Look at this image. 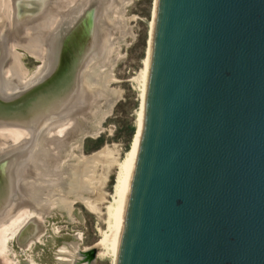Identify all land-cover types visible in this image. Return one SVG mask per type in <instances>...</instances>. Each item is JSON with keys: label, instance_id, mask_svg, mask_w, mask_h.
<instances>
[{"label": "water", "instance_id": "1", "mask_svg": "<svg viewBox=\"0 0 264 264\" xmlns=\"http://www.w3.org/2000/svg\"><path fill=\"white\" fill-rule=\"evenodd\" d=\"M97 1L50 34L36 84L0 92V193L7 167L30 154L44 122L64 119L58 106L31 116L36 106L47 108L43 99L61 82L75 90L97 27ZM53 7L39 9L36 19ZM6 19L0 47L9 52ZM26 22L21 16L13 25ZM24 40L22 34L15 48L23 50ZM14 129L27 140L8 142L5 133ZM28 164L15 184L22 196L35 175ZM24 200L15 201L17 209L30 204ZM7 211L0 209V219ZM95 255V247L87 250V261ZM116 264H264V0H156L142 134Z\"/></svg>", "mask_w": 264, "mask_h": 264}, {"label": "bare ground", "instance_id": "2", "mask_svg": "<svg viewBox=\"0 0 264 264\" xmlns=\"http://www.w3.org/2000/svg\"><path fill=\"white\" fill-rule=\"evenodd\" d=\"M91 1L93 0H7L5 3L2 2L1 6L4 10L0 11V18L2 15L7 17L2 30H7L6 44L11 48H8L9 52H7L3 44L0 47L2 60L0 61V71L3 72L0 75V92L10 95L36 84L42 77L48 62L50 34H58L66 26L73 24L74 19L86 9ZM53 2L54 7L42 14L41 18L36 19L39 9L41 11ZM130 2L131 0L97 1V27L88 51L80 60L75 78V90L72 91V85L68 81L61 82L55 93L50 96L51 98L43 99L47 106L46 109L41 111L37 106L33 109L35 113H32V120H36L38 113L47 111L51 106H58L59 108L55 112L61 111L66 115L61 121H49L51 117L47 119L49 122H44L40 132L36 135V145L30 149V154L27 157L17 155L13 158L11 165L7 167L5 186L0 193V209L8 208L7 213H4L0 219V251L2 254L8 253L6 244L14 234L13 239L16 238L20 229L25 230L23 233L25 242L20 247H29L36 243V240L40 241L38 239L41 235L39 231L49 217L56 213L69 217L72 205L76 202L82 203L90 211H96L97 204L103 200V195L99 193L100 185L97 187L93 185L94 172L98 164L109 162V153L102 148L92 153L90 158H86L81 156L82 154L76 155L73 149L80 150L85 138H96L104 132L103 124L110 116L120 95L119 92L109 87L113 80V68L118 62L115 55L112 54L114 52L112 46L115 45L113 43L123 42V38L130 32L124 25V8ZM155 6L156 0L154 14ZM68 13L69 16L64 20ZM154 14L148 54L144 60V68L140 71L139 77L137 76L140 88V106L137 113L136 133L129 151L119 161L116 168L110 202L105 209L107 229L101 233V239L92 246L97 250L101 249V251L96 252L95 260L90 263L87 261L86 251L92 247L80 250L78 243L64 244L55 254L57 262L61 264H93L99 258H109L111 264H116L126 191L142 134ZM21 16H24L27 22L26 27L19 29L13 23ZM32 21L35 22L31 27ZM22 34H24L26 42L22 41L23 44L19 47H23V50L26 51L24 53L34 59L43 60L45 58L46 60L44 66H39L32 73L20 71L23 67L21 53L15 48L14 42L20 41ZM117 37L118 39H116ZM44 50L47 52L46 55ZM82 89L85 91L83 92ZM60 95H65V98L62 102L57 103V97L60 99ZM40 103L41 101L38 102V104ZM31 119L29 120L32 121ZM5 134L8 142H12L13 139L15 140L13 142H19V140L28 138V135L24 136L22 132L15 129L8 130ZM71 139L73 140L65 142V140ZM31 141L34 139L30 133L27 142ZM18 159L19 165L14 168ZM30 159L35 167L32 168L35 175L30 181L23 183L22 191H25L26 194L22 196L15 184L20 180L25 161H29L32 166ZM27 169L29 170V167ZM102 178L103 176L99 178V181ZM11 191H14L15 194L10 195ZM15 198L24 202V198H26L30 204L17 209ZM43 202L45 203L42 204ZM24 219H26L25 222ZM20 223L23 226L17 230ZM14 261L10 258L8 264H18Z\"/></svg>", "mask_w": 264, "mask_h": 264}, {"label": "rangeland", "instance_id": "3", "mask_svg": "<svg viewBox=\"0 0 264 264\" xmlns=\"http://www.w3.org/2000/svg\"><path fill=\"white\" fill-rule=\"evenodd\" d=\"M154 2L155 0H131L124 8V25L130 34L127 33L120 44L113 43L115 45L112 46L114 50L112 54L118 62L112 71V83L109 84V87L120 95L110 116L103 124L104 132L96 138H85L80 150L73 149L76 155L82 154L81 156L86 158H90L92 153L102 148L109 153V162L97 165L93 180L94 186L100 185L99 193L103 195L105 201L102 200L97 204L96 211H90L82 203L76 202L72 205L69 217L59 213L49 217L39 231L40 241L36 240V243L26 248L20 247L25 242L23 235L25 230L22 229L16 238L13 239L14 234L6 244L8 253L2 254L0 251V264H8L10 258L18 264H61L57 262L55 254L62 245L75 242L78 243L80 250H84L94 246L101 239V233L107 229L105 209L110 202L116 168L129 151L136 133L137 113L140 106L138 77L144 68V60L149 50ZM17 51L21 53L22 73H32L37 70L40 64L38 60L28 56L22 49ZM101 176L103 178L99 181ZM22 226L20 223L16 229ZM99 251L101 249H96V252ZM94 264H111V260L99 258Z\"/></svg>", "mask_w": 264, "mask_h": 264}, {"label": "flooded vegetation", "instance_id": "4", "mask_svg": "<svg viewBox=\"0 0 264 264\" xmlns=\"http://www.w3.org/2000/svg\"><path fill=\"white\" fill-rule=\"evenodd\" d=\"M5 3V2H7V0H0V11H3L4 9L2 8V6H1V3Z\"/></svg>", "mask_w": 264, "mask_h": 264}]
</instances>
